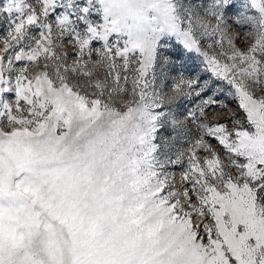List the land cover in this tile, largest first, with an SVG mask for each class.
Listing matches in <instances>:
<instances>
[{"label": "snow or ice", "instance_id": "1", "mask_svg": "<svg viewBox=\"0 0 264 264\" xmlns=\"http://www.w3.org/2000/svg\"><path fill=\"white\" fill-rule=\"evenodd\" d=\"M0 264H264V0H0Z\"/></svg>", "mask_w": 264, "mask_h": 264}, {"label": "rangeland", "instance_id": "2", "mask_svg": "<svg viewBox=\"0 0 264 264\" xmlns=\"http://www.w3.org/2000/svg\"><path fill=\"white\" fill-rule=\"evenodd\" d=\"M198 65H199V60H197L195 58V56L193 55V58L191 60L185 61V67L188 69V71L185 72V75L190 74L192 69H196L197 71H199ZM177 66H179V65H177ZM176 75H177V73L175 71L171 72V74L169 75V78H168V84L169 85L173 82V79ZM202 75H204L205 77L207 76V74H204V73H202ZM226 87L227 86L225 85V88ZM165 91H168V89L166 88ZM217 98L229 106L228 108H226L224 110L226 114L230 115L234 112V113H236V115L241 120H243V116L240 113V111L238 110L237 102L232 97H230L227 94V92L220 94ZM173 107H174V110H175L177 116H179L180 118H183L184 113L189 108L193 107V104L188 100H183L181 102V105L178 108H176L175 106H173ZM221 119H224V117H221Z\"/></svg>", "mask_w": 264, "mask_h": 264}]
</instances>
